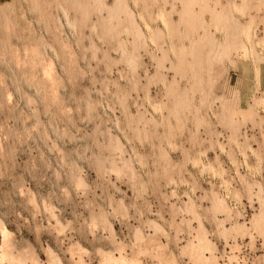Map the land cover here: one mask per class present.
Listing matches in <instances>:
<instances>
[{
	"label": "rangeland",
	"instance_id": "rangeland-1",
	"mask_svg": "<svg viewBox=\"0 0 264 264\" xmlns=\"http://www.w3.org/2000/svg\"><path fill=\"white\" fill-rule=\"evenodd\" d=\"M10 1L0 264H264V96L239 93L244 62L264 60V0H124L141 40L122 10L106 30L93 0L87 19L71 9L76 30L53 0Z\"/></svg>",
	"mask_w": 264,
	"mask_h": 264
},
{
	"label": "bare ground",
	"instance_id": "bare-ground-1",
	"mask_svg": "<svg viewBox=\"0 0 264 264\" xmlns=\"http://www.w3.org/2000/svg\"><path fill=\"white\" fill-rule=\"evenodd\" d=\"M22 1L28 3V5H29L28 11H29L30 14H37L38 12H42L43 14H45L44 13V11H45V2H44V0H22ZM53 1L55 2L57 11L59 13L58 15L62 16V17L58 16L56 22L58 24H61V23L63 24L64 23L67 26V28L70 29V30H76V27H77L76 26L77 25V19H76V17H71V9L74 11V13H79L80 16L84 17V19H87L89 17V15H90L89 6L91 5V3H90L91 0H53ZM123 1L124 0H115V2H116L115 6L110 7V6H107L106 4L104 5L102 0H93V2L95 4H97L96 6H98V8H101L102 6L106 7L105 9L107 10V15L103 19V22H102L104 24V26L106 27V30L114 31L115 33L118 32L117 26L114 25V21L117 19V15H116L117 10H122V11H124L126 13L128 19L130 20V23L132 25L130 29L133 32L134 36L136 37V40H141L142 36H143L142 33H141V30L138 28V26L135 25V21L133 20L134 18H133L132 12L130 10H128L127 6L123 3ZM46 3H49V2H46ZM233 8H235V7H233ZM239 10L241 11V9H239ZM159 13H160V15H162L161 11ZM17 15H22L23 16L24 14H22L21 12H17L16 6H15V4L12 1H10V0H2L1 1L0 0V28L2 29V31H7L9 29H12V30L14 29L15 30V26H17L16 23H15ZM156 17H157V15H156ZM223 20H224V17L220 18L219 22H221ZM46 21H47V19L45 17L44 19H39L38 23H45V24L48 25L49 23H47ZM163 24H165V21H163ZM137 25H139V24H137ZM146 25H144V26H146ZM96 27L97 26H96L95 23L91 25V28H92L93 31L96 30ZM47 30H48V28H47ZM220 30H222V29L220 28ZM245 31H246V29H245ZM246 34H248V31L246 32ZM19 39H20V37H19ZM3 43H4V45H6V43H7L6 39L3 41ZM40 46L41 47H45V48H49L50 50H54L53 46L51 44H49V43H41ZM244 46H246V45H244ZM218 47H220V46H218ZM214 53H216V52H214ZM54 54L56 55L55 52H54ZM120 54H122V53H120ZM127 57H128V61H130L131 63H134V60H133L132 56L129 55ZM13 73H14V71H13ZM22 79H23V81H26L27 84H29L32 88H34L36 90H38L40 88L39 85H37V84L33 83L32 81L28 80L26 77H23ZM19 91H20V89H19ZM121 97H122V95H121ZM257 102L263 104L264 103V98H259L257 100ZM55 130H57V129H55ZM113 146L114 147H118L117 141H116V143L113 144ZM76 182H78V184H83L81 180H78V181L76 180ZM252 225H253V228L258 229L260 232H262V234H264V210L263 209L260 210L258 212V214L254 217ZM3 230L6 231L5 228H3ZM231 230L236 232V233H241L242 234L243 232H245L246 230H249V229L245 228V226H243V225L236 224L235 226H233V228ZM14 263L16 264V262H14Z\"/></svg>",
	"mask_w": 264,
	"mask_h": 264
},
{
	"label": "crops",
	"instance_id": "crops-1",
	"mask_svg": "<svg viewBox=\"0 0 264 264\" xmlns=\"http://www.w3.org/2000/svg\"><path fill=\"white\" fill-rule=\"evenodd\" d=\"M260 59L244 62V74L241 78L243 86L239 87V93L244 101H251L253 96H264V60L263 51H260Z\"/></svg>",
	"mask_w": 264,
	"mask_h": 264
}]
</instances>
